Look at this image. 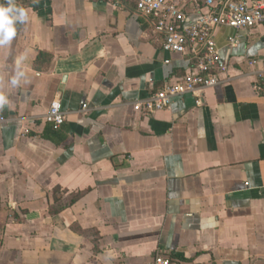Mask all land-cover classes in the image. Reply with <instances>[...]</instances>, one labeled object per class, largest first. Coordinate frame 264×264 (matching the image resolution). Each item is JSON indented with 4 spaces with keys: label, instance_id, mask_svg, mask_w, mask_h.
I'll return each instance as SVG.
<instances>
[{
    "label": "crops",
    "instance_id": "crops-1",
    "mask_svg": "<svg viewBox=\"0 0 264 264\" xmlns=\"http://www.w3.org/2000/svg\"><path fill=\"white\" fill-rule=\"evenodd\" d=\"M12 2L28 19L0 45V264H264V26L231 53L218 29L230 80L146 117L132 103L192 64L133 0Z\"/></svg>",
    "mask_w": 264,
    "mask_h": 264
},
{
    "label": "built area",
    "instance_id": "built-area-1",
    "mask_svg": "<svg viewBox=\"0 0 264 264\" xmlns=\"http://www.w3.org/2000/svg\"><path fill=\"white\" fill-rule=\"evenodd\" d=\"M133 2L136 15L151 22L152 33L161 40V50L179 55L192 64L181 79L166 82L149 97L132 103L133 111L146 117L169 110L177 97L196 95L230 80L228 77L221 78L228 72V63L222 61L220 49L216 46L215 33L218 29L228 28L234 32L225 46L231 53L242 42L243 33L264 26V0H203L200 4L176 0ZM190 17L195 19L191 21ZM248 63L249 66L254 64L252 61ZM257 76L259 79L261 74L257 73ZM253 90L259 94L264 86L255 81ZM81 110L87 111V107L83 106ZM66 119L67 113L62 110L60 100H52L43 121L56 131ZM4 123L6 120L0 117V127ZM23 133L27 135L26 131ZM154 264H170V261L156 256Z\"/></svg>",
    "mask_w": 264,
    "mask_h": 264
},
{
    "label": "clouds",
    "instance_id": "clouds-1",
    "mask_svg": "<svg viewBox=\"0 0 264 264\" xmlns=\"http://www.w3.org/2000/svg\"><path fill=\"white\" fill-rule=\"evenodd\" d=\"M28 19L26 11L17 7L12 0H8L7 5L0 4V45L8 44L16 34L15 25L24 23ZM18 82L14 77L12 84ZM7 103L6 97L0 95V107Z\"/></svg>",
    "mask_w": 264,
    "mask_h": 264
}]
</instances>
